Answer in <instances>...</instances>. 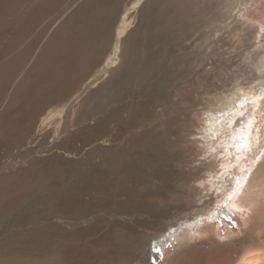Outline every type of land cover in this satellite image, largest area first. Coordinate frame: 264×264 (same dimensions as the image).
Segmentation results:
<instances>
[{
  "label": "rangeland",
  "instance_id": "374dc122",
  "mask_svg": "<svg viewBox=\"0 0 264 264\" xmlns=\"http://www.w3.org/2000/svg\"><path fill=\"white\" fill-rule=\"evenodd\" d=\"M83 1L54 0L49 8L39 7L31 26L15 29L14 38L0 31V61L12 47L25 43L30 52L24 66L47 62L43 56L37 59L40 49ZM14 2L9 27L14 26V18L29 16L41 1ZM95 10H101V18L95 20L91 42L84 50L96 52L90 62L92 73L76 78L67 97H54V102L41 107L32 120L38 119L32 135L16 143L21 151L14 150L21 154L35 149L36 153L24 160L27 164L19 158L17 162L23 164L3 173L26 169L33 159L42 165L54 163L51 158L56 157L80 162L97 146L109 158L134 137V174L100 178L109 182L102 186L105 193L115 198L106 212L125 208L126 200L127 209H139L133 211L130 224L137 239L116 240V229L112 241H107L109 264H140L139 257L148 249L140 251L136 246L173 223L203 215V223L193 222L176 239L151 248V257L145 254L149 263L170 264L179 254L197 264L202 255L223 249L235 263L249 251L264 254V245H259L264 239V183L247 192L242 177L245 167L256 171L264 161V0H100ZM66 34L67 29L58 33L54 44L66 40ZM118 39L123 45L114 55ZM68 68L64 59L58 69ZM87 83L91 84L86 92L74 101L75 93ZM68 101L74 104L64 109ZM97 104L101 110L95 116L91 109ZM95 118L109 122L77 141L68 139L80 129L84 134L94 128ZM96 134L101 141H92ZM141 141L145 152L137 147ZM156 141L166 154L163 163L144 160L153 155L150 145ZM55 145L71 155L62 154ZM51 147L53 151H42ZM78 151L81 155L76 157ZM95 157L100 161V155ZM241 182V189L237 188ZM93 210L97 214L91 218H95L86 226L74 227L72 233L96 224L98 233L90 238L95 239L117 223L100 205Z\"/></svg>",
  "mask_w": 264,
  "mask_h": 264
},
{
  "label": "bare ground",
  "instance_id": "6f19581e",
  "mask_svg": "<svg viewBox=\"0 0 264 264\" xmlns=\"http://www.w3.org/2000/svg\"><path fill=\"white\" fill-rule=\"evenodd\" d=\"M40 1V3H36L34 11L30 10L32 13L28 14L29 16H23L21 13L22 17H17L19 21L14 18V26L9 27L12 20L8 18L14 14L11 6L15 2L14 0H0V31L7 32L4 35L6 38H11V36L14 38L15 29L19 31L26 30L27 25V28L31 26L30 22L33 20L37 9L39 7L49 8L54 2V0ZM99 1L84 0L60 23L53 37L38 53L37 59H41L43 56L47 60L44 64L36 62L29 63L27 66L23 65L26 62L25 58L28 57V50L30 52V47L25 43L14 47L11 45L10 56H8L9 51H7L5 57L0 61V173H2L0 175V264H109V244H107V241H112L116 229L118 230L116 240L118 238L120 240H136L138 237L137 232L130 227V224L133 222V211L136 212L139 209L134 210V207L127 209L130 202L126 200L122 203L126 205V209L121 206L118 210L114 208L110 212H106L108 204L115 198H112L109 193H105L104 187H102L109 185V182L104 183L100 180L102 177L107 179V177L111 178L113 176L114 179H117L131 173L134 174V161H136L134 158V137L129 139L128 145H125L126 148L123 151L117 150L109 158L103 157L105 150H100V147L97 146L80 162H76L70 157L69 160L63 161L60 159L61 161H59L56 157L55 159L51 158L54 163L44 162L42 165L41 161L33 159L32 162L28 163L26 169H20L14 173H3L13 165L23 164L22 162L26 161L27 157L36 153L35 149L21 154L15 153L14 150L21 151L19 147L15 146L16 143L23 142L26 137L32 135L38 119L32 120L41 111V107L54 102L57 99L54 97L60 96L61 99L67 97L73 91L71 88L76 78L85 79L86 72L89 73L87 77L92 73L93 69H91L90 62L96 52L93 50L84 52V50L91 42L90 35L93 32L95 20L101 18V10L97 12L95 10V5ZM129 13L130 11H127L125 15L128 16ZM66 29L67 39L54 44L53 38ZM70 40L73 42H70ZM125 44L126 40L124 41ZM121 45H123V42L118 39L114 55L121 49ZM45 51H48L46 56L43 55ZM64 59L69 68L61 71L58 68ZM108 71L107 65L105 73L107 74ZM129 77L134 78V75L130 74ZM90 84L87 83L82 87L81 90L83 91L80 90L75 93L77 96L74 101L86 92ZM73 104V101L66 102L64 109L70 108ZM84 107L85 103H83L82 108ZM148 108L149 106L146 111ZM100 110L101 106L97 104L94 110L91 109V112L96 116L100 113ZM79 120H76V125L79 124ZM95 120L96 126L94 128L86 129L84 134V130L80 129L69 135L68 139L71 138L77 141L85 134L109 122V119L95 118ZM91 137L93 136H90V140ZM97 137V134L94 135L92 141L102 140V138L96 139ZM142 144L145 143L141 141L137 147L145 152L146 146ZM51 148L42 151L49 152L56 148L59 151L61 150V153L71 155L69 154L70 151L65 150L62 146L55 145ZM161 149L162 146L158 141L151 144L150 150L154 156L146 157L144 160L152 159L153 163H163L166 154L161 153ZM4 151L5 154H3ZM98 154L100 155V161L95 159L96 155L99 157ZM80 155L81 152L78 151L75 156ZM19 158L22 162H17ZM140 158L138 157L137 160ZM242 173V177L247 181L246 185L244 184L246 191L254 190L264 183V161L256 171H252L248 165ZM244 179H242V182ZM242 182L239 183L237 188L241 189ZM116 187L117 182L114 181V188ZM90 194H93L92 198L85 200V197ZM99 205L102 207V211L106 212L113 220H117V223H112L107 232L95 239L90 238L98 233L96 230L100 226H95L96 224L86 229L87 231L79 230L72 233L71 230L74 227L86 226L95 218H91L97 214H95L93 207ZM199 220L203 223L206 217L204 215L200 218L187 217L181 222L169 225L165 232L152 237L148 243L136 247L141 251L146 249L147 246L148 250L146 249L145 254L151 257V248L156 245L158 247L160 244L163 246L168 239H176L179 233L188 230L193 222H199ZM121 221L125 224H120ZM101 222V220H98L97 224H101ZM261 241L262 243L259 245H264L263 238ZM135 245L137 244L135 243ZM123 248L125 247L123 246ZM145 254L139 257L140 264H150ZM210 254L202 255L197 264H264V254L255 251H249L240 261L238 260L239 263H235L228 258L225 249L219 251L218 254ZM178 255L170 264H190L184 258L185 256ZM117 259H119V256Z\"/></svg>",
  "mask_w": 264,
  "mask_h": 264
}]
</instances>
